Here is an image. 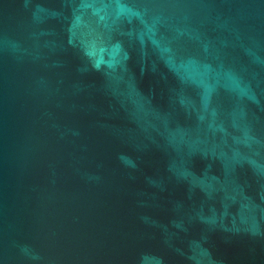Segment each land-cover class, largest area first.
Wrapping results in <instances>:
<instances>
[{
  "label": "water",
  "instance_id": "95a60500",
  "mask_svg": "<svg viewBox=\"0 0 264 264\" xmlns=\"http://www.w3.org/2000/svg\"><path fill=\"white\" fill-rule=\"evenodd\" d=\"M0 264H264V0H0Z\"/></svg>",
  "mask_w": 264,
  "mask_h": 264
}]
</instances>
